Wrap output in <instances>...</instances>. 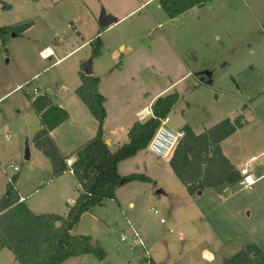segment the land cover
Segmentation results:
<instances>
[{"label":"rangeland","instance_id":"1","mask_svg":"<svg viewBox=\"0 0 264 264\" xmlns=\"http://www.w3.org/2000/svg\"><path fill=\"white\" fill-rule=\"evenodd\" d=\"M41 2V6H35L30 0H0V73L9 77V80L12 79V86L15 80L23 82L32 69L42 71L40 78H28L20 89L13 91L4 100L10 107L12 103L17 105L13 107V115H16L20 103L24 104L25 99L29 100L27 92L31 93L33 86L39 83L38 80L49 85V88L41 86L44 92L49 89L57 91L63 81L66 88H69L73 85L75 67L79 65L80 68H85L86 64L91 65L94 61L93 56L87 53L89 48L85 47L52 66L53 56L40 61L33 50L26 51V48L25 57L29 59V65L27 62H20V65L17 63L14 59L17 51L28 43L21 38V34L12 36L11 32L6 35V40L13 38L10 50L8 42L2 38V26L9 22L17 24L35 21L32 33L40 35L42 39L46 38L47 43L56 45L57 41L51 37L49 26L39 16L40 10L48 7L46 16L61 32L59 35L64 42L62 49L73 48L83 39H93L103 34L109 40V49H104L102 55L103 62L117 63L126 58L140 63V67L128 68L131 72L134 70L132 74L136 83L127 86V94L130 96L127 104L138 101L145 92L143 90L152 94L159 87L189 72L185 78L170 87V91L179 93V100L169 115V128L180 130L187 124L201 132L223 118L241 114L247 123V132L232 137L230 141L244 139L251 144L252 140L264 139V0H211L174 18L165 14L158 5V0H149L144 5H141V0H64V5H55L53 0ZM3 4H7L9 8H4ZM87 7L93 13L87 11ZM135 7L137 8L133 12L116 21L108 30L100 26L99 16L102 12L117 19ZM65 8L71 9L72 13L71 16L62 18ZM8 9L9 12L5 14L4 10ZM72 24L73 27L70 26ZM120 43L126 45L124 51L118 50ZM9 54L12 57L7 61ZM43 68L45 69L42 70ZM62 72L68 81L62 78ZM198 75H205V81L198 80ZM117 101L122 102V99ZM123 108L119 111L125 110ZM25 111L23 124L28 126L31 118L26 119L28 112ZM19 118L6 120L11 131L16 129L18 122L21 123ZM108 119L111 121V114ZM129 119L133 118L129 117L127 120ZM15 140L4 143L1 148L8 156L5 161L17 164L19 170L0 167V179L6 176L12 178L13 174L22 177L28 174L29 163L24 158L27 140L18 134ZM140 156L141 160L145 159L146 164L156 160V156L149 152ZM139 158H126L121 171L153 174L157 183L139 180L121 183L123 186L117 191L123 199L121 205L115 199H105L102 204L95 205L88 213L82 214L74 230L87 231L100 242L106 253L105 264H135L134 257L140 255V249H130L128 240L122 241L120 236L122 233L128 238L132 236L127 220L134 223L142 221L143 225L167 240L173 264H190L191 260L184 258L180 252L184 253L196 240H200L197 226L191 223L194 204L181 198L166 200L163 195H153V191L162 185L168 188L169 180L160 175L161 171L142 165ZM17 183L14 179L13 184ZM131 186L134 187L131 189ZM133 189L137 191L135 206L128 207L127 197ZM228 194L227 203L222 208H216L215 221L211 222L218 232L230 228L237 237L217 252L229 255L245 243L264 246V179L256 182L251 189L235 184ZM167 201L173 204L172 214L162 206ZM151 207H156L159 213L155 214ZM161 217L164 222H160ZM172 220L177 226H171ZM179 229L184 230L181 237L178 236ZM90 256L94 261L88 264H99L94 254ZM74 260L76 259H70L71 262ZM140 261L141 256L138 262ZM201 261L200 258L197 264Z\"/></svg>","mask_w":264,"mask_h":264},{"label":"crops","instance_id":"2","mask_svg":"<svg viewBox=\"0 0 264 264\" xmlns=\"http://www.w3.org/2000/svg\"><path fill=\"white\" fill-rule=\"evenodd\" d=\"M53 1L55 2L54 3L55 5H64L62 3H65L64 0H53ZM148 1L149 0H141V5H144V3ZM30 3L35 6L36 5L41 6L42 2L41 0H30ZM137 7L129 10L127 13L123 15H120V17H118L116 21L125 18L131 12H133ZM46 8H47L46 10L43 9L40 10L39 16L41 17V19H44L47 25L49 26L50 33L52 34L51 37L55 38L57 41L56 45H51L50 43H47L46 38L42 39L40 35L38 36L33 34L32 30L36 26V22L32 21L33 24L21 34L22 35L21 38L27 41L28 44L22 46L20 50L17 51V54L14 58L17 61V63L20 65V62L21 64L27 62V64L29 65L30 63L29 59L25 57L26 48H27L26 51H29V49L33 50V52L35 53L36 56H38V59H40V61H42V59H47L53 56L54 59L53 62L51 63L52 66L58 65V63H60L65 57L69 56L74 51L85 47L89 48L88 50L89 52L87 51V53H90L92 55L90 48L91 46L90 41L92 40L91 38L86 40L84 39L81 40V42L75 45V47L73 48L62 49L64 42L62 41V38L59 35L61 34V32L51 24L52 22L46 16V11L48 10V7ZM87 9H88L87 11L93 13V11L89 7H87ZM4 12L5 14L8 13L9 9L4 10ZM71 13H72L71 9L65 8L62 12V18L71 16ZM12 25H16V24H12L9 22L6 23L4 26H12ZM113 25H115V22L109 25L108 27H106L105 30H108ZM70 26L73 27V24ZM48 35L50 34L48 33ZM100 38L103 44L101 48V53L98 56H93L94 61L91 63V68H92V75L99 77L98 90L105 97L104 107L106 110V116L103 122V138L107 143V145L109 146V148L111 150H115L118 146L128 141L127 133L129 128L132 126L134 122L144 121L150 117L149 114L150 112H152L151 104L154 102V100L160 95H165L172 92L170 91L171 85L185 78L189 72H186L184 75H182L178 79H175L173 82H169L159 87L152 94H149L147 90H143L145 92L142 93V97H140L138 101L127 104L126 102L128 101V99L130 100V96L127 94V90H128L127 86L128 84L133 86L134 85L133 83H136L135 76L132 74L134 70L131 72L128 68L132 66L140 67L139 66L140 63L138 61H132L126 58L123 59L122 61L121 60L118 61L117 63L103 62L102 55L104 49L107 50L109 49V44L107 43L109 42V40L105 39L103 34H101ZM12 41L13 38L10 40H6V42H8L10 50H11ZM45 49L48 50V52H51V54L48 57H43L41 55V52ZM125 49H126V45L124 43H120L118 45V50L124 51ZM11 57H12L11 54H9V59L7 61H10ZM75 68L76 69L74 73L72 86L66 88V85H64V81H63L62 82L63 85H61V88H58L57 91L53 92L52 89L48 90V93L52 96L55 102L59 104L62 108H64L68 113L67 119L64 122H62L60 125L55 127L53 130H51L50 136L55 142L60 153L63 156L70 159L71 162L75 160L74 151L76 150V148H78L81 144H83L85 141L90 139L95 134L97 128V121L91 115L85 103L75 93V89L81 83V78L79 75L80 66L77 65ZM44 69L45 68H43L42 70ZM41 72L42 71L40 69L38 70L32 69L30 75L27 78H25L23 82L21 81L16 82L15 80L13 83L14 85L12 86H11L12 79L9 80V77L2 76V74L0 73V162H7L5 160H8L7 159L8 156L3 153L1 148V146L4 143H7L8 141L10 143L16 141L15 138L17 134L25 138L27 141H26V147H25L26 150H25L24 158L29 163L28 164L29 170L27 172L28 174L25 175L24 177L17 176L16 174L12 175V179L17 180L18 182L17 185L14 184V186L17 189L20 200L25 202L26 205L29 207V209L34 213H56L64 216L67 214L69 207L73 204L75 198L79 194V186L71 170H66L60 175L53 176L50 160L42 153L41 150H39L34 145L32 138L34 133L41 127V124H40L39 115L31 107L30 101L29 100L27 101V99H25L24 97L25 102L24 104L20 103V105H18L19 108L18 109L16 108L17 109L16 115H13L12 110L13 107L17 105L15 103H12L10 107V105L4 103V100L9 95H11L13 91L20 89L21 84L26 82L28 78L30 79L40 78L42 74ZM62 78L68 81L67 76L63 72H62ZM196 78L198 80L200 79V81L203 82L205 81L206 76L198 75L196 76ZM38 81L39 83L36 84V86L38 87L40 93H44V89H42L41 86H44L45 88L46 87L49 88L48 87L49 85L45 84L44 81H42L41 79ZM122 95L123 97H121ZM119 99H122V102L117 101ZM120 108H123L125 110L119 111ZM24 110H26L25 112H28L26 113L27 114L26 119H28V117L31 118L28 126L23 124ZM141 113L145 114L144 119L140 118ZM170 113L171 111L169 112L168 116L170 115ZM109 114L112 115L111 121H109L108 119ZM129 117H132L133 119L127 120ZM10 118L21 119L20 120L21 123L18 122V126L14 131H11L9 129L8 122H6V120ZM246 126L247 123H245L243 127L237 129L234 133H232L230 136H228L223 141H221V148L223 153L231 161V163L234 164L237 168L241 166L249 156L257 155L260 152L264 151V139L252 140L251 144L249 140H244V139L241 141L239 139L234 140V142L230 141V139L234 136L244 135V133L247 132ZM193 130L196 133H200L197 132L195 129ZM226 146H228V148ZM243 147L245 148V150ZM142 153H146V154L148 153L146 148L138 151L132 157L133 158L140 157L139 161L142 165L144 166L149 165L152 167L153 170L161 171L160 175H162L164 178L167 177V180H169L168 188L162 185V187L153 191V195H159V194L163 195V197H165L166 200L181 198L185 202H190L191 204H194L192 210L191 223L192 225L197 226L198 228L197 232H198V236L200 237V240L199 241L196 240L189 249L184 250V253L180 252V255L183 254L184 258L191 260L192 263L190 264H197L200 258L202 259L200 264H213L214 262H215L214 264H220L222 259L233 254L234 252H236L238 249H240L242 246L246 244V243L242 244L241 247H239L236 251L230 253L229 255L218 253L217 251H221L222 248L227 246L228 243L234 241L235 238L237 237V234L233 232V230H229L230 228L224 230V232L223 231L218 232L216 227L211 222V220L215 221L214 213L216 208L218 206H221L222 208V206H225V204L227 203V200L229 198L228 193L231 187L234 186L235 184L231 186L223 185L218 188L207 187L201 190L200 193L197 192L191 195L188 193L186 186L178 179V177L172 171L169 165L170 157L168 158L156 157V160L154 161L151 160L149 163L147 162L146 164L145 159L141 160L140 155ZM260 158H258L257 160H259ZM127 159L122 160L118 165V172L121 176L130 174L121 171L122 163ZM251 167L253 169V173L255 171L254 175L256 174L255 175V177L257 178L256 182L263 180L264 159L261 158V160H259L256 164H253L252 162ZM145 175L151 179V181H145V182L152 183L153 181H155V183H157L156 177L153 174L152 175L145 174ZM8 177L9 176H6V178L0 179V198L6 193L7 184L10 182ZM122 186L123 184L118 186L115 190L116 191L115 200H117L120 205L123 199L119 197L117 191ZM133 187L134 186H131V189ZM155 187L157 188L156 184ZM136 194L137 191L133 189L131 194L128 195L127 197L128 207L135 206ZM172 205H173L172 202L169 203V201L164 202V204H162L164 209L169 211V214H172L174 211ZM151 210L153 211L152 207ZM89 211L85 213H88ZM85 213H83V215ZM126 224L128 226H130L129 224H131L134 228H136V230H138L139 234L141 233L140 234L141 238L147 245V249L149 251L151 258L157 264H173V260L170 259L171 255H169L168 253V248H167L168 242L167 240L166 241L164 240L165 239L164 237H161L159 234L150 230V228L147 225H143L142 221L137 220L134 223L131 220H127ZM170 224L172 227L177 226L173 220ZM71 232L73 234H85L91 236L90 233L87 231H77L73 229ZM183 234H184V230L179 229L178 236L181 237ZM95 243L99 245L102 249L104 248L97 239H95ZM261 246L260 247L264 251V246L263 245ZM90 255L93 254L85 253L82 255L69 257L61 264H84V262L86 261L88 264V262L94 261L93 258H90L91 257ZM140 256H141V252L140 255L134 257L135 264L138 263ZM71 258L76 260L71 262L70 261ZM105 258L106 256L100 260L96 257L99 264H105L104 262ZM194 258H196V260H194ZM0 263L19 264L18 261L15 260L12 251H10L7 248H2L0 250Z\"/></svg>","mask_w":264,"mask_h":264},{"label":"trees","instance_id":"3","mask_svg":"<svg viewBox=\"0 0 264 264\" xmlns=\"http://www.w3.org/2000/svg\"><path fill=\"white\" fill-rule=\"evenodd\" d=\"M208 0H158L169 18H174ZM4 8H9L3 4ZM32 21L12 26H3L2 38L14 32L22 34ZM105 29V28H104ZM92 56L101 53L102 40L95 36L91 41ZM80 85L75 93L88 107L97 121L95 134L74 151L75 160L67 164V157L58 150L50 136L51 130L64 122L67 111L55 102L48 92L28 93L31 107L38 113L41 127L34 133V145L50 160L53 176L71 170L79 194L66 215L34 213L20 200L13 179L7 184L6 193L0 198V250L7 248L19 264H61L69 257L92 253L98 259L106 256L99 246H91V236L73 234L71 231L83 213L105 199H116L115 190L126 181H151L145 174L130 173L121 176L119 163L146 148L159 125V119L168 115L179 99L176 91L158 96L151 104L153 116L136 121L128 130V141L111 150L103 138V122L106 116L105 97L98 90L99 77L85 74L80 68ZM243 115L223 118L196 133L190 125H183V137L178 141L169 158V165L189 194L207 187L231 186L241 179L237 167L225 156L221 141L243 127ZM137 264H142V261ZM150 264H157L152 258ZM220 264H264V251L255 243H247L233 254L222 259Z\"/></svg>","mask_w":264,"mask_h":264},{"label":"built area","instance_id":"4","mask_svg":"<svg viewBox=\"0 0 264 264\" xmlns=\"http://www.w3.org/2000/svg\"><path fill=\"white\" fill-rule=\"evenodd\" d=\"M51 54V52H48V50H43L41 52V55L43 57H48ZM31 93L33 94H40L38 88L36 86H33ZM149 113V112H148ZM150 116H153V113L150 112ZM145 114L141 113L140 118L144 119ZM169 120V116L166 115L159 119V125L156 128L155 132L149 139L146 150L153 154L156 157L159 158H168L171 156L173 149L175 148L178 141L183 137L184 131L183 130H173L168 127L167 123ZM264 159V151L260 152L257 155H251L247 158V160L239 166L237 169L240 172L241 179L239 183L245 187L251 189L254 184L256 183L257 178L255 177L253 173V169L251 167V163L256 161L258 158ZM67 164L70 165L72 162L70 159L66 160ZM0 167L2 169H5V167L12 168L14 171L19 170V166L17 164L7 163V162H0ZM12 178H9V181H11ZM153 212L155 214H158L159 211L157 208H153ZM160 221H164V219L161 217ZM130 229L132 231V236L128 238V236L124 233L121 234L120 239L122 241L128 240V246L131 249L139 248L141 252V261L142 264H150L151 256L149 254V251L147 249V245L141 238L138 230L134 228L131 224H129Z\"/></svg>","mask_w":264,"mask_h":264},{"label":"water","instance_id":"5","mask_svg":"<svg viewBox=\"0 0 264 264\" xmlns=\"http://www.w3.org/2000/svg\"><path fill=\"white\" fill-rule=\"evenodd\" d=\"M114 22H116V19L113 16L109 15V14H106V13L102 12L100 14V16H99V24L103 28L108 27L109 25L113 24ZM11 35L15 36V33L12 32ZM85 74H87V75L92 74V69H91V65L90 64H86V66H85ZM123 182H124V180L121 179V183H123ZM198 193H200V191H198ZM90 245L91 246H95L96 245L95 239L93 237H91V239H90Z\"/></svg>","mask_w":264,"mask_h":264}]
</instances>
